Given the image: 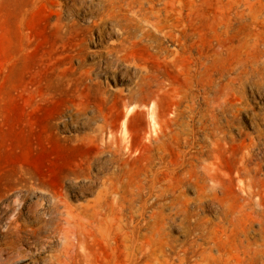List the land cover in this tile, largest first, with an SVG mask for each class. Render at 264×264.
Returning <instances> with one entry per match:
<instances>
[{"label":"rangeland","instance_id":"1","mask_svg":"<svg viewBox=\"0 0 264 264\" xmlns=\"http://www.w3.org/2000/svg\"><path fill=\"white\" fill-rule=\"evenodd\" d=\"M100 1L88 4L98 12ZM165 1L160 24L145 26L150 36L133 29L121 48L125 34L74 1L0 0V248L18 241L26 254L9 264H58L57 256L62 264H195L212 240L214 256L241 264L234 233L201 236L198 222L217 221L212 201L181 207L170 192L156 196L157 184L150 193L160 165L144 133H154L152 110L186 95L184 131L203 143L212 112L226 132L218 167L231 206L242 194V142H253L264 205V90L241 88L245 107L236 111L228 84L241 57L264 49V0ZM148 78L168 91L156 107L135 101ZM127 103L133 148L119 156L103 145L101 126L106 118L120 131Z\"/></svg>","mask_w":264,"mask_h":264},{"label":"bare ground","instance_id":"2","mask_svg":"<svg viewBox=\"0 0 264 264\" xmlns=\"http://www.w3.org/2000/svg\"><path fill=\"white\" fill-rule=\"evenodd\" d=\"M71 1L76 2L80 7H87L89 15L94 18L96 23L109 22L125 34L116 43L121 48L126 45L127 41L137 36L131 35L133 29H140V37L142 38L150 36L148 35L150 29L147 27L158 26L161 22L160 12L167 13L169 10V1L165 0H101L99 4L101 10L98 12L94 11L92 5L88 4L93 0ZM158 5L160 7L157 8ZM145 26L147 27L145 28ZM230 72L228 82L232 97L230 103L231 107L239 111L245 107L241 88L249 85L255 88L258 93L264 90V49H258L254 53L241 57L237 64L230 68ZM139 91L135 101H140L146 107L151 103L155 104L156 107L162 94L168 92L162 80L155 82L149 78L146 79L144 87ZM184 97H186L184 94L178 96L177 99L173 96L171 99L174 102L168 110H159V108L152 110L151 122L154 133L145 132L144 137L148 142L154 144L160 166L156 170L154 178L149 180L150 193L155 191L157 184L160 193L156 196L161 197L165 192H170L175 201L180 200L178 204L181 207L184 206V203L195 202L197 205H202L203 202L212 201L211 203L214 204L215 208L217 207V221L211 222L210 227L206 226V222H198L201 236L203 238H215L218 234L217 231L224 234L232 232L236 235L234 248L241 264H264L263 190L259 187L256 170L251 166L253 142H242L244 149L240 154L235 174L242 194L236 198L235 206L232 207L228 195H225L224 184L220 176L221 170L218 167V149L226 140V132L222 126L214 121L215 115L212 112H210V117L213 121V127L207 129L209 131H205L203 143H200V139L198 140L194 132L184 131L181 128L182 123L178 121L182 113L180 107L185 100ZM259 98L264 99L261 96ZM129 105L130 103L125 105L126 108L122 113L124 122L120 131L116 126L110 125L106 118L101 126L103 145L119 156L128 154L133 148L131 135L126 126L130 112ZM203 128L205 129L206 126ZM107 132L110 135L107 136L108 139L104 135ZM118 132L121 133L120 137H118ZM258 137L264 140V133L261 131ZM182 143L185 144L183 146L196 145L198 149L196 151L183 150L181 149ZM164 144H170L175 155ZM187 186H192L195 189L196 193L193 198H187L183 194ZM97 211L99 209L95 210V212ZM254 225L257 228H254ZM214 235L215 237H213ZM17 242L11 241L6 248H0V264H9L26 255L25 251L23 252L16 245ZM212 245L210 249L207 247L202 249L200 261L197 260L195 264H228L210 252L218 244L212 240ZM5 252L8 253L6 256L4 255ZM60 257L57 256L55 259L58 264H62Z\"/></svg>","mask_w":264,"mask_h":264}]
</instances>
